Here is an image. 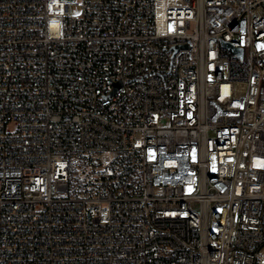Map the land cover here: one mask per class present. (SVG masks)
I'll return each instance as SVG.
<instances>
[{"label": "built area", "instance_id": "obj_1", "mask_svg": "<svg viewBox=\"0 0 264 264\" xmlns=\"http://www.w3.org/2000/svg\"><path fill=\"white\" fill-rule=\"evenodd\" d=\"M0 264H264V0H0Z\"/></svg>", "mask_w": 264, "mask_h": 264}, {"label": "water", "instance_id": "obj_2", "mask_svg": "<svg viewBox=\"0 0 264 264\" xmlns=\"http://www.w3.org/2000/svg\"><path fill=\"white\" fill-rule=\"evenodd\" d=\"M224 46L230 48V45L227 44V43H225ZM230 49H231L233 52L237 53L238 55H240V56L242 55V50H241V49H232V48H230Z\"/></svg>", "mask_w": 264, "mask_h": 264}, {"label": "rangeland", "instance_id": "obj_3", "mask_svg": "<svg viewBox=\"0 0 264 264\" xmlns=\"http://www.w3.org/2000/svg\"><path fill=\"white\" fill-rule=\"evenodd\" d=\"M77 13H78V12H77ZM77 13H76V14H77Z\"/></svg>", "mask_w": 264, "mask_h": 264}]
</instances>
